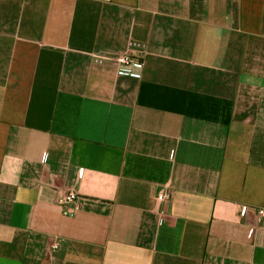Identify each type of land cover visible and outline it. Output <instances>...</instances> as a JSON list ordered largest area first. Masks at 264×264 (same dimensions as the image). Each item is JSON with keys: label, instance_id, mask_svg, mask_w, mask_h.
Wrapping results in <instances>:
<instances>
[{"label": "crops", "instance_id": "1", "mask_svg": "<svg viewBox=\"0 0 264 264\" xmlns=\"http://www.w3.org/2000/svg\"><path fill=\"white\" fill-rule=\"evenodd\" d=\"M262 209L264 0H0V264H264Z\"/></svg>", "mask_w": 264, "mask_h": 264}, {"label": "built area", "instance_id": "2", "mask_svg": "<svg viewBox=\"0 0 264 264\" xmlns=\"http://www.w3.org/2000/svg\"><path fill=\"white\" fill-rule=\"evenodd\" d=\"M137 46L136 42H129L128 47L125 49H113L108 46H103L98 52L93 54L94 61L102 65H112L116 67L118 73L130 75L133 77L142 76V68L144 65V57L139 54H135L131 48ZM156 198L165 202L168 200L170 193L169 190L163 188H155L153 190ZM77 199V195L74 192H69L65 197L61 198V202L69 203L74 202ZM73 213L70 208L65 209V214ZM260 215L264 218V209L260 210ZM59 247L57 241L53 242L51 245L52 249Z\"/></svg>", "mask_w": 264, "mask_h": 264}]
</instances>
